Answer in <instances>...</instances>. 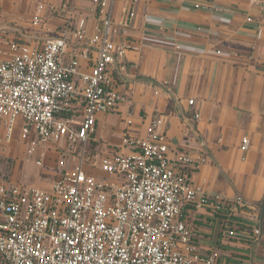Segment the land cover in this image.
<instances>
[{
	"label": "built area",
	"instance_id": "obj_1",
	"mask_svg": "<svg viewBox=\"0 0 264 264\" xmlns=\"http://www.w3.org/2000/svg\"><path fill=\"white\" fill-rule=\"evenodd\" d=\"M118 1L90 0L83 13L71 3L38 4L32 29L45 24L47 12L66 15L58 28L45 26L41 42L0 27V158H12L16 143L38 167L56 155L48 185L0 180V264H217L218 253L192 242L189 207L232 206L250 214L251 236L261 235L250 201L209 195L191 183L185 169L205 164L208 155L171 150L162 115L141 137L132 136L128 120L121 146L94 154L97 116L127 101L116 75L128 70L125 35L137 0L119 16ZM214 1L181 0L204 13L220 11Z\"/></svg>",
	"mask_w": 264,
	"mask_h": 264
},
{
	"label": "crops",
	"instance_id": "obj_2",
	"mask_svg": "<svg viewBox=\"0 0 264 264\" xmlns=\"http://www.w3.org/2000/svg\"><path fill=\"white\" fill-rule=\"evenodd\" d=\"M64 3L74 4L78 13L90 6V0H0V27L41 42L45 26L58 28L66 15L47 12L45 24L32 29L37 5ZM129 3L119 0L116 15ZM214 4L219 12L204 13L185 8L181 0H137L125 35L128 70L116 75L127 101L97 116L94 154L121 146L128 120L132 136L141 137L154 116H164L171 150L203 149L208 155L205 164L185 169L191 183L223 199L240 196L258 212L261 235L254 239L249 213H234L232 206L224 212L189 207L184 219L193 244L218 253L217 264H264V0ZM247 16L254 22L247 24ZM235 214L247 220L242 224ZM226 225L235 236L227 235Z\"/></svg>",
	"mask_w": 264,
	"mask_h": 264
},
{
	"label": "rangeland",
	"instance_id": "obj_3",
	"mask_svg": "<svg viewBox=\"0 0 264 264\" xmlns=\"http://www.w3.org/2000/svg\"><path fill=\"white\" fill-rule=\"evenodd\" d=\"M10 151L9 155L12 158H0L1 181L13 180L24 184L38 185H48L52 181L55 168L54 160L56 158L54 153H50V156L44 160L43 165L38 167L32 160L25 157L23 147L19 143L14 144ZM50 172L52 175L48 174Z\"/></svg>",
	"mask_w": 264,
	"mask_h": 264
}]
</instances>
